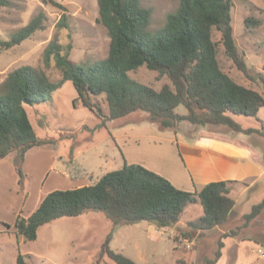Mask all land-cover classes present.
Returning a JSON list of instances; mask_svg holds the SVG:
<instances>
[{"label":"rangeland","instance_id":"obj_1","mask_svg":"<svg viewBox=\"0 0 264 264\" xmlns=\"http://www.w3.org/2000/svg\"><path fill=\"white\" fill-rule=\"evenodd\" d=\"M10 1L9 6L0 7V40H9L40 12L44 14V20L43 27L20 44L11 48L0 44V88L8 74L22 65L42 68L52 80L60 79L55 61L46 66L44 59V51L53 40L62 45L71 44L70 58L79 64L94 63L107 56L110 35L107 28L97 21L98 0H54L64 5L66 10L51 0ZM232 1L234 36L239 51L245 57L249 74L239 70L226 54L221 33L215 30L213 36L218 42L220 66L236 82L264 96V0ZM141 3L152 10L153 29L164 26L167 15L178 7V0H141ZM63 13L68 15V28L59 27ZM250 16L261 23L247 27L245 19ZM130 76L157 90L170 83L168 77L160 76L145 66L131 71ZM105 98V95L96 97L108 115ZM26 108L37 134L53 140V143L28 151L22 165L25 175L22 186L15 158L0 161V264H16L19 252L29 255V264H116L109 256L101 255V246L113 228L104 211L57 218L42 225L37 239L32 241L16 236V217L19 214L27 217L46 193L93 184L105 173L123 167L125 160L140 164L146 162L179 188L200 190L204 184L200 179L194 183L184 167L180 156V152L183 153L181 140L192 141L193 137L204 133L233 131L225 125L202 126L184 120L176 126L175 133L172 128L160 129L144 111L107 120L104 127H98L101 119L78 100L70 80L53 90L47 101L26 105ZM176 111L185 113L186 109L179 106ZM237 118L247 128L262 127L264 107L257 118ZM237 133L242 137L241 132ZM231 196L237 198L236 194ZM250 202L245 205L246 212L257 199ZM203 214L201 203L196 202L185 207L178 222L165 228L146 220L118 225L110 247L130 257L136 264H208L207 259L214 257L224 233L237 230L242 238L256 239L261 244L254 246L255 241L244 242L248 247L243 249L242 260L264 264V257L259 252L260 249L264 252V212L243 227L245 220L238 209L226 224L191 237L189 221Z\"/></svg>","mask_w":264,"mask_h":264},{"label":"trees","instance_id":"obj_2","mask_svg":"<svg viewBox=\"0 0 264 264\" xmlns=\"http://www.w3.org/2000/svg\"><path fill=\"white\" fill-rule=\"evenodd\" d=\"M60 8L66 7L51 0ZM10 0H0V7ZM98 22L110 35L107 56L90 64H79L70 58L71 44L51 41L44 51L46 66L52 60L61 78L52 80L42 68L22 65L11 71L0 88V160L15 152V166L19 184H24L22 165L27 152L36 146L53 143L40 137L29 117L26 105L47 101L50 93L70 80L78 100L88 107L104 127L113 120L136 111L147 112L160 129L172 128L187 120L197 125H225L236 132H257L261 128L244 127L237 116L258 117L264 107L261 92L236 82L224 72L218 60V42L214 31L221 33L226 54L239 70L249 74L244 55L236 44L232 17V0H178V7L167 15L166 23L151 28L152 10L141 0H98ZM40 12L1 46L11 48L29 38L43 27ZM261 21L247 17V27ZM60 28H68V15L63 13ZM141 66L169 78L159 90L130 76ZM264 82V78H263ZM105 95L108 115L96 97ZM183 106L185 113L177 112ZM236 180L211 181L200 190L189 191L176 186L168 178L140 163H128L109 171L95 183L70 189L48 192L39 206L27 217L19 214L14 233L25 240H35L39 228L60 217H73L87 211H104L113 228L101 246L116 264H136L122 252L110 247L118 225L149 221L161 228L178 222L187 205L200 202L204 214L190 220L189 235L213 230L226 224L234 213L236 201L231 196ZM264 212V197L243 215L246 227ZM226 232L218 241L214 257L208 264H216L225 245L223 238L238 235ZM256 242L260 241L254 239ZM28 254L19 252L16 264H29Z\"/></svg>","mask_w":264,"mask_h":264},{"label":"crops","instance_id":"obj_3","mask_svg":"<svg viewBox=\"0 0 264 264\" xmlns=\"http://www.w3.org/2000/svg\"><path fill=\"white\" fill-rule=\"evenodd\" d=\"M254 128L259 129L261 127ZM236 133V131L225 134L218 132L204 133L193 137L192 141L181 140L183 153L180 152V156L194 183H198L199 179L204 185L218 180L238 181L233 184L231 194H236L237 198L239 197V200L233 197L236 201L234 211L239 209L243 216L247 213L245 205L249 200L252 202L257 199L256 203H258L264 197V136L257 132H241L242 137H240ZM15 156L16 153L11 152L0 161L15 158ZM142 163L146 167L155 170L154 166L146 162ZM240 196H243L242 200ZM44 197L40 199L37 207ZM247 240H250V242L255 241L254 239L242 238L240 235L223 238L225 245L222 249V256L216 264H231L235 261H238L237 264H252V262L242 260L244 257L243 249L248 247L244 243ZM258 245L261 244L255 241L254 246Z\"/></svg>","mask_w":264,"mask_h":264},{"label":"built area","instance_id":"obj_4","mask_svg":"<svg viewBox=\"0 0 264 264\" xmlns=\"http://www.w3.org/2000/svg\"><path fill=\"white\" fill-rule=\"evenodd\" d=\"M259 252L261 253L262 256H264V252L260 249Z\"/></svg>","mask_w":264,"mask_h":264}]
</instances>
